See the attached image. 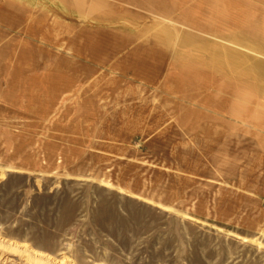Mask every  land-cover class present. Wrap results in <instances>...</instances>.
Wrapping results in <instances>:
<instances>
[{
  "label": "rangeland",
  "instance_id": "374dc122",
  "mask_svg": "<svg viewBox=\"0 0 264 264\" xmlns=\"http://www.w3.org/2000/svg\"><path fill=\"white\" fill-rule=\"evenodd\" d=\"M10 1L0 0V59L28 73L29 88L15 114L25 129L0 143V264H264V113L211 120L195 114L199 101L162 88L179 33L194 31L184 7L83 0L76 16L58 11L65 0ZM217 1L228 15L240 5ZM242 1L254 23L264 0ZM95 2L108 6L104 25L86 17ZM85 31L107 43L89 47ZM150 33L170 50L134 74L141 56L120 59ZM108 42L124 51L109 57ZM46 113L57 120H39Z\"/></svg>",
  "mask_w": 264,
  "mask_h": 264
},
{
  "label": "crops",
  "instance_id": "0c3cea01",
  "mask_svg": "<svg viewBox=\"0 0 264 264\" xmlns=\"http://www.w3.org/2000/svg\"><path fill=\"white\" fill-rule=\"evenodd\" d=\"M191 1L193 0H172V6L163 0V5L169 6L172 12L181 11L180 6H183L182 13L187 14L185 21L194 30L180 32L179 46L174 52H169L170 60L161 80L162 88L166 89L164 92L173 99L174 94L185 93L192 101L191 105L199 101L201 104L198 105H201L204 111H196L195 114H209L211 120L212 114H216L220 121L222 118L236 122L243 120L242 115L247 113L258 121L257 114L264 113V35L261 27V24H264V11L261 13L258 9V20L252 23L251 20H245V17H248L245 12L250 13L251 10L245 11L242 0H239L241 7L235 3L238 0H233L236 10L231 15L223 8V1L215 3L214 0H194L198 2L196 7ZM238 17L240 20L236 21ZM173 26L171 25V31ZM160 43L161 48L170 50V44L164 41ZM259 50H262L263 56L259 54ZM17 65L14 60L7 63L0 59V120L10 121L6 124V129L3 124L0 127V143L3 147L12 145V141L7 139L14 137L16 129H25V126L20 125L25 122H20L15 114L16 110H20L17 95L29 88L28 73L22 75L23 71L9 67ZM53 72V75L63 82L66 73L58 70ZM69 79L76 80L74 77ZM196 92H203L204 96L199 98V95H195ZM215 94H219L220 98H216ZM178 101L183 103L180 99ZM191 112L192 108H188V113ZM26 113L36 115L33 109H27ZM51 114L46 113V116L39 120H57V116ZM195 114L189 117L195 118ZM14 121L16 125H13ZM211 128L216 129L217 126Z\"/></svg>",
  "mask_w": 264,
  "mask_h": 264
},
{
  "label": "bare ground",
  "instance_id": "6f19581e",
  "mask_svg": "<svg viewBox=\"0 0 264 264\" xmlns=\"http://www.w3.org/2000/svg\"><path fill=\"white\" fill-rule=\"evenodd\" d=\"M8 3H10L11 1L10 0H6ZM142 4L148 6L149 8L152 7V3L151 2H144V1H141ZM12 4V3H10ZM85 6V2L82 0L80 2H78V4L76 5L75 8H73V5H72V2H69L68 0H65L63 2L60 3V8H59V12L62 13V14H65V11L66 12H73L76 16L80 15L83 13V8ZM108 6H106L105 4H102V3H93L92 4V9H85V12H86V17L89 18V19H93V20H98L100 21L99 23H101V25H104L103 23H107L110 19V15H106L108 13V10L106 9ZM27 10V9H26ZM161 12L163 13H166V14H172V10L170 9V7L168 6H164L162 7V10ZM109 14V13H108ZM4 18V17H2ZM58 23V22H57ZM61 23V22H59ZM61 26V24H59ZM74 26L72 25H68L66 24L65 28L66 29H69V30H76L80 33V29L75 27L74 29L72 28ZM106 31V30H105ZM70 33V32H69ZM70 34H74V32L70 33ZM81 34V33H80ZM155 33H150L149 35L146 36V38H143V44L139 47V48H133V50L127 52V54H124V46H120L119 49H117V46H116V49H113L111 44L109 43V47H108V51L110 53H106L109 57H114V53L116 50H119V51H122L123 52V57L120 59V61L123 63V65L131 58H135L136 56L140 55L141 58H139L135 63L132 64V67H131V72L134 73V74H139V72H141L142 74H148L149 73V70L147 69H143L141 71H138L140 70L143 66V63H144V58L146 55H147V59H149V56L148 55H156L159 56V54H162L164 53L165 51H167L168 49L166 48H161L159 45V42L161 41V38H160V34H157V35H154ZM87 35L90 37V39L86 40L87 42V45L91 48H94L95 49V46H100L101 44H99L98 42H101L103 43V45H105L107 42L105 41V39H100L99 36L95 33V32H88V31H85V34L84 36ZM83 38V37H82ZM102 40V41H101ZM108 40L110 41L111 39L108 38ZM68 41L70 42H76L77 41V36H76V39L75 40H70L68 39ZM105 42V43H104ZM164 49V50H163ZM147 54H146V53ZM147 63V62H146ZM145 63V64H146ZM136 68H138V70H135ZM150 74H152V71H153V67L150 68ZM155 73H156V68H155ZM150 76V75H149Z\"/></svg>",
  "mask_w": 264,
  "mask_h": 264
}]
</instances>
